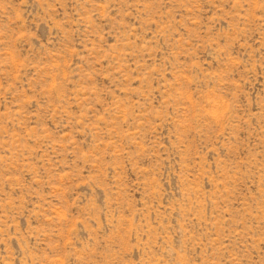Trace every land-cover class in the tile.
I'll return each mask as SVG.
<instances>
[{"label":"rangeland","instance_id":"obj_1","mask_svg":"<svg viewBox=\"0 0 264 264\" xmlns=\"http://www.w3.org/2000/svg\"><path fill=\"white\" fill-rule=\"evenodd\" d=\"M0 264H264V0H0Z\"/></svg>","mask_w":264,"mask_h":264}]
</instances>
